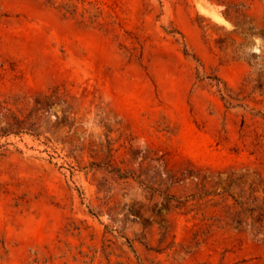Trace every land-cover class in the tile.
<instances>
[{"label":"rangeland","instance_id":"rangeland-1","mask_svg":"<svg viewBox=\"0 0 264 264\" xmlns=\"http://www.w3.org/2000/svg\"><path fill=\"white\" fill-rule=\"evenodd\" d=\"M0 264H264V0H0Z\"/></svg>","mask_w":264,"mask_h":264},{"label":"bare ground","instance_id":"bare-ground-1","mask_svg":"<svg viewBox=\"0 0 264 264\" xmlns=\"http://www.w3.org/2000/svg\"><path fill=\"white\" fill-rule=\"evenodd\" d=\"M211 14H213V15L215 14V16H216V13H213V12H212ZM217 15H218V14H217ZM218 17H220V16H218ZM215 19H216V20H219V19H217V17H216ZM221 19H222V18H221ZM220 21H221V23H222V22H225V21H223V19L220 20Z\"/></svg>","mask_w":264,"mask_h":264}]
</instances>
